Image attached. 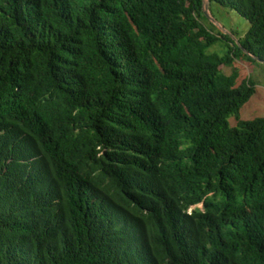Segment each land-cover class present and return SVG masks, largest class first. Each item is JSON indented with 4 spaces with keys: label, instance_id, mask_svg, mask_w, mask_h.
I'll return each mask as SVG.
<instances>
[{
    "label": "trees",
    "instance_id": "16d2710c",
    "mask_svg": "<svg viewBox=\"0 0 264 264\" xmlns=\"http://www.w3.org/2000/svg\"><path fill=\"white\" fill-rule=\"evenodd\" d=\"M202 3L0 0V264H264V115L229 125L222 71L264 0H209L236 42Z\"/></svg>",
    "mask_w": 264,
    "mask_h": 264
},
{
    "label": "rangeland",
    "instance_id": "374dc122",
    "mask_svg": "<svg viewBox=\"0 0 264 264\" xmlns=\"http://www.w3.org/2000/svg\"><path fill=\"white\" fill-rule=\"evenodd\" d=\"M209 14L212 17L210 21L221 33L228 35L235 42L241 38L248 30V21L237 14L234 10L217 4L210 6ZM231 35V36H230ZM224 47L217 42L206 51H217L223 53ZM232 69L236 70L239 79H250L254 84L253 93L250 98L243 103L239 109L227 117L229 125H236L238 120L252 119L264 115V64L255 60H249L237 56L230 66L224 70L230 73Z\"/></svg>",
    "mask_w": 264,
    "mask_h": 264
},
{
    "label": "water",
    "instance_id": "95a60500",
    "mask_svg": "<svg viewBox=\"0 0 264 264\" xmlns=\"http://www.w3.org/2000/svg\"><path fill=\"white\" fill-rule=\"evenodd\" d=\"M202 13L203 15L208 18L209 20H213L212 17L210 16L209 14V10H208V6H209V0H202ZM231 36V35H230ZM232 37V36H231ZM244 51V49H242ZM249 56H251L252 58H255L253 57L252 55H250L249 53H247ZM258 62L260 63H263L264 64V60H261V59H258V58H255Z\"/></svg>",
    "mask_w": 264,
    "mask_h": 264
}]
</instances>
